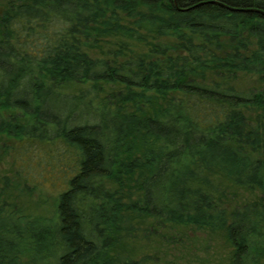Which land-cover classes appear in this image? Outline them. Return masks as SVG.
<instances>
[{
    "label": "trees",
    "instance_id": "obj_1",
    "mask_svg": "<svg viewBox=\"0 0 264 264\" xmlns=\"http://www.w3.org/2000/svg\"><path fill=\"white\" fill-rule=\"evenodd\" d=\"M1 5L0 136L73 165L44 220L4 177L0 264H138L113 254L132 220L163 243L221 231L231 264H264V0Z\"/></svg>",
    "mask_w": 264,
    "mask_h": 264
},
{
    "label": "rangeland",
    "instance_id": "obj_2",
    "mask_svg": "<svg viewBox=\"0 0 264 264\" xmlns=\"http://www.w3.org/2000/svg\"><path fill=\"white\" fill-rule=\"evenodd\" d=\"M1 7L0 0V9ZM236 84L244 91H254L256 82L252 76H246L239 78ZM74 88L67 89V93L75 94L77 91ZM92 102L96 103L98 100ZM60 151L61 148L57 145H40L27 141L20 144L11 139L7 141L4 136H0V190L4 177H7L9 186L5 189L3 197L8 202L16 204L26 216L40 217L43 220L51 218L55 196L65 189L64 178L70 174L67 167L73 165L71 156L66 158L61 156L62 161H59ZM16 172L23 181L16 178ZM214 182L216 184V180ZM219 187L228 195L223 201L225 205H229L226 207L229 210L240 208L236 204V198L230 195L238 190L226 184ZM240 194L248 197L246 202L254 198L251 193ZM132 223L134 228L130 230L129 238H134L131 237L133 235L136 238L130 239L124 250L114 249L113 254L119 256L121 260L129 258L128 260L136 261L138 264H231L233 248L224 232L183 229L179 231L183 233L182 240L173 244L160 242L157 237L142 233L143 225L140 224L138 227L135 220H132ZM112 251L113 248L110 253Z\"/></svg>",
    "mask_w": 264,
    "mask_h": 264
},
{
    "label": "water",
    "instance_id": "obj_3",
    "mask_svg": "<svg viewBox=\"0 0 264 264\" xmlns=\"http://www.w3.org/2000/svg\"><path fill=\"white\" fill-rule=\"evenodd\" d=\"M232 11H235L236 9H234V8H230Z\"/></svg>",
    "mask_w": 264,
    "mask_h": 264
}]
</instances>
